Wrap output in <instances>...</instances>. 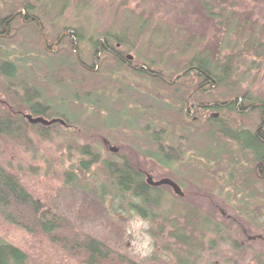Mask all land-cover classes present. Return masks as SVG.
Listing matches in <instances>:
<instances>
[{
  "label": "rangeland",
  "instance_id": "obj_1",
  "mask_svg": "<svg viewBox=\"0 0 264 264\" xmlns=\"http://www.w3.org/2000/svg\"><path fill=\"white\" fill-rule=\"evenodd\" d=\"M35 1L39 3V0ZM78 1L70 0L59 17H54V14L60 12L62 6L49 8L47 18H53L56 27H70L81 35L77 49H81L84 61L96 63L98 69L103 64V72L104 69L113 70L120 88L102 79V83L97 84L93 100L117 108V102L123 99L127 112L136 113L141 121H145L140 125L134 124L129 115L120 116L115 109V114H110L99 106L85 107L82 102L68 99L65 87L47 82L44 73L49 65L55 68L59 62L66 63L70 56L65 54L67 50L74 53L77 50L75 52L70 46L58 49L56 44L54 51L45 48L44 44L42 47L43 41L33 26L27 22L16 23L9 38H0V63L2 53L7 51V57L18 65L16 77L11 81L0 72V106L12 105L26 118V114H33L29 106L37 103L54 117H61L60 114L64 113L76 124L31 128L27 144L0 134V164L15 173L30 193L69 219L77 230L100 239L138 263L178 264L163 249L164 243L160 239L156 243L152 234L157 223L159 226L162 223L160 217L154 221L136 210L134 205L139 199L131 192L124 197L117 194L115 185L104 175L102 162H91L90 169L86 171L81 168V159L90 158L80 151V146L89 143L97 147L100 161L110 159L119 163L126 158L146 177L151 174L155 180L170 177L180 182L183 195L176 194L171 187L162 189L166 201L159 207V215L163 212L175 214L188 207L207 213L206 244L197 251V264H264V183L255 176L254 162L247 159L248 154L242 155L237 151L233 141L222 145L206 138L204 126L197 124L201 119L187 115L181 107L184 102L180 103V99L163 87L157 89L156 83L146 74L126 64L108 63L111 57L104 55L103 51L100 55V52L95 54L97 41L109 31L125 34L126 42L120 49L126 51V56L133 55V62L146 60L145 55L154 59L165 48L167 51L164 56H159V62L153 68L163 70L171 66L168 61H177L180 65L190 60L195 49L186 48L182 53H173L178 42L164 40L162 32L153 37L151 29L163 27L178 41L181 40L179 33L186 38L192 31L199 36L194 46L200 49L207 44H216V28L213 21L202 13L200 0H88L85 7ZM207 1L215 6L225 5L252 13L259 24L264 25V0ZM42 2L51 5L52 0ZM2 4L1 1L0 6ZM46 21V30L54 27L50 26L49 20ZM45 28H38L41 35ZM152 43L158 47L164 44L165 48L152 47ZM173 57L176 58L171 59ZM134 65L138 67L136 63ZM239 67L237 75L243 87L264 98V56H248ZM19 81L26 88L19 87ZM172 81L168 79L167 83ZM191 81H195L193 74L185 79L181 93L193 91L194 86L188 83ZM14 82L18 83L14 88L7 85ZM144 95L169 104L171 110L168 111V106L159 114V119L155 118L154 107L152 110L145 108L138 101ZM171 112L177 113L172 117ZM207 113H203L204 118ZM165 115L176 123L170 124L162 117ZM223 117L233 126L239 122L252 126L256 122L254 112L242 118L234 111H226ZM149 119L156 122V128H147L146 120ZM202 125L210 129L206 123ZM134 137L139 138L143 150L150 146L151 151L173 157L159 159L145 154L134 146ZM150 140L152 144L148 145ZM111 146H117L118 150L111 151ZM0 238L25 251L30 264H84L44 233H30L6 221L1 213Z\"/></svg>",
  "mask_w": 264,
  "mask_h": 264
},
{
  "label": "trees",
  "instance_id": "obj_2",
  "mask_svg": "<svg viewBox=\"0 0 264 264\" xmlns=\"http://www.w3.org/2000/svg\"><path fill=\"white\" fill-rule=\"evenodd\" d=\"M1 1L4 5L0 6V38H9L13 34L14 25L21 22L25 23L23 20L26 18V22L34 27V32L38 34L40 41H43L42 47L44 44L45 48H53L63 35V39L58 44V49L62 48V46H70L74 50L81 39V35L76 30L66 27L63 28L65 30L63 32V29L56 27L57 24L53 22V18H47L49 8L54 9L57 5L62 6L60 12L57 11L54 14V17H59L65 6L70 3V0H52L51 5L47 2L43 3V0H39V3L35 0H0V4ZM88 2V0H79L78 4L85 7ZM200 2L202 13L213 21L216 28V44H207L205 48L203 47L204 49H200L194 46L199 36L190 30L186 38H184L185 35L183 33H179L181 35L179 39L181 40L178 41L163 27L155 26L152 29L150 28L153 37L155 35L158 36L162 32L164 40L166 39L168 42L175 40L178 42L177 48L173 53H182L186 48L195 49V52L192 53V58L180 65L176 63L177 61H168V64H171L169 68H164L163 70L153 68L159 62V56H164L165 51H167L164 44L159 47L162 46L165 51H161L160 55H157L154 59L145 55L146 60H139L140 63L133 62V59H128L126 56V51L120 49L126 42L125 34L120 32H105L103 34L104 37L96 43L95 54L98 55L100 50H102L104 55L111 57L108 60L110 64L117 62L119 64H132V68L135 71L146 74L151 78L156 83L157 89H159V86L163 87L184 103L188 99L190 102L221 103L228 108H234L233 105L237 102L236 97L239 95H242L248 101H261L262 97L252 94L243 87L237 74L240 71L239 65L244 64L248 56L254 58H262L264 56V25H260L258 19L252 16V13L241 12L225 5L215 6L207 0H200ZM46 20H49L50 26L54 27L46 30L44 25L47 23ZM4 22L7 24L6 27H4ZM25 26L23 25V27ZM38 28L40 30L45 28V32L43 31L42 34L43 37ZM151 42H153V39H151ZM150 46L156 45L152 43ZM66 50L64 49V51ZM110 51L118 53L120 57L113 56ZM65 54L70 55L67 57L66 63L59 62V65L55 68L48 66L47 71L44 73L47 82L64 86L68 92L66 97L72 101L82 102L85 107L86 105L89 107L96 105L107 109L110 114H115V109L120 113V116L122 114L129 115L131 123H137L138 125L144 123L145 120L141 121V117L138 114L127 112V105L123 99L117 102V108L115 106L107 107V104H99L93 100V96L98 85L102 83V79L113 86H117V78L114 76L112 69L110 72L104 69L103 72V69H101L104 68L103 64L100 69L96 68V63L88 64L82 58L80 48L77 49V53L67 50ZM7 55V51L2 53L0 72L11 81L16 77L18 65L15 60L10 59ZM174 58L176 57L171 59ZM254 62L255 60L252 63ZM192 74L195 76V80L210 79L213 83L212 87H210L211 92L202 93L196 90L195 92L181 93L180 91L184 88V85L177 84V80L185 81ZM179 75L181 76L178 77ZM168 79L173 81L167 83ZM175 79L177 80L174 81ZM7 85L10 88L12 86L14 88L18 83L14 82L12 85ZM18 86L22 88L24 84L20 82ZM117 87L120 88V86ZM24 88L26 87L24 86ZM131 95L133 96V93ZM138 101L145 108L152 110L154 107L153 115L158 119L164 108L167 110L169 106L168 111L171 110L169 104L161 103L149 95L142 96ZM215 105L213 107L217 108ZM2 107L0 106V134L9 135L23 142V144L28 143L27 135L31 128L38 126L47 129L49 126L59 125V123L49 126L40 123L32 124L21 112H16L12 105L4 104ZM29 109L35 116L54 117L48 109L40 107L37 103L30 105ZM175 113L177 112H171V116L173 117ZM60 115L70 125L76 124V121L68 115L64 113ZM165 116L162 117L170 124L176 123L168 118L167 115ZM209 120L211 121V128L206 129L205 133L207 135L210 134L213 142L218 141L219 139L215 138L214 135L219 132L224 133L225 129L220 119L209 118ZM146 123L147 128H156L154 120H146ZM235 137L233 135V138ZM151 140L153 141V139ZM151 140L148 145L152 144ZM257 143V141H253L252 144L256 145ZM133 144L138 150L142 149L138 137L133 138ZM149 148L150 146H148V149L140 151L159 159H167L172 156L167 153L164 155L160 151H151ZM80 151L90 158V160L81 159V168L83 170H89L91 162H102L104 175L107 176L111 184L115 185L117 194H121L124 197L127 192H131L134 197L139 199V202L134 205L136 210L143 215L152 217L154 221L159 219V217L162 219L161 225L159 226V223H157V228L152 229L156 243H159L160 239L164 243L162 244L163 249L169 252L178 264H197L199 256L197 251L203 248L204 245L203 211L198 209L190 210L188 207L187 210L178 211L175 214L163 212V214L159 215V207L166 201L164 199L165 194L159 189V186L150 185L145 174L129 159L123 158L119 163H114L110 159L100 161L97 147L89 143L80 146ZM237 162L238 160H236ZM0 213L6 221L18 225L30 233H44L53 243L84 264H141L111 248L100 239L77 230L69 219L54 211L41 198L30 193L20 178L1 164ZM211 242L213 243V241ZM0 264H30V262L25 251L0 238Z\"/></svg>",
  "mask_w": 264,
  "mask_h": 264
},
{
  "label": "flooded vegetation",
  "instance_id": "obj_3",
  "mask_svg": "<svg viewBox=\"0 0 264 264\" xmlns=\"http://www.w3.org/2000/svg\"><path fill=\"white\" fill-rule=\"evenodd\" d=\"M23 21L26 22V18H24ZM3 24H5L4 27H6L7 24L5 22ZM110 53L113 56H116L118 58L120 57V55L116 52L110 51ZM126 65L133 67V65L129 63ZM188 83L194 86V89L191 92H195L196 90H199L202 93L211 92L210 87H212V84H213L210 79H205V78L201 80H195L193 82L191 81ZM177 84L185 85V82L181 80V81H177ZM236 98H237V102L233 105L234 108H228L225 104H221V103L220 104L218 103L210 104V103H206L205 101L203 103L202 102H190L188 101V99L186 100L184 105L181 107H183L182 108L183 111H185L187 115L191 116L192 119H196V120L201 119V121L197 123L198 126L200 125L199 123H202V124L206 123L208 126L207 128H211V121L209 120V118L220 119L221 120L220 122L222 123L225 129V132L216 133L214 137L218 138L219 140L215 142L222 144V145H225V144L227 145V142L233 141L236 144L237 151H239L242 155H244L245 153L250 155V156L247 155V159L250 158L252 159L251 162H254V170H253L254 174L260 181L264 183V98L263 99L261 98V101H253V100H250L249 98L248 99L250 101H248V100H245V98L242 95ZM180 103H181V100H180ZM213 105H215L217 108L213 107ZM226 111H234L235 113L240 115L242 118L250 116L254 112L256 115V122L252 126H249L245 122L244 123L239 122L236 126H233L227 119H225V117H223L224 112ZM206 112H209V113H207L208 116L204 118L205 115L203 113H206ZM202 124L201 126H204V128L202 127V129L206 130L205 125H202ZM198 132H201V131H198ZM203 135H205L206 138L208 137V139L211 140L210 134H208L209 135L208 136L204 132ZM233 135L236 137L233 138ZM253 141H257L258 143L256 145H253L252 144ZM173 180L176 181L179 184V186L182 188L180 182H178L175 179ZM164 187H169V188L171 187V189H173V187L168 184L160 185L159 189L162 191ZM203 214H204V220H203L202 227L205 230V236H204V242H205L206 231L209 226L208 225L209 218L207 217L208 215L206 212L203 211Z\"/></svg>",
  "mask_w": 264,
  "mask_h": 264
},
{
  "label": "water",
  "instance_id": "obj_4",
  "mask_svg": "<svg viewBox=\"0 0 264 264\" xmlns=\"http://www.w3.org/2000/svg\"><path fill=\"white\" fill-rule=\"evenodd\" d=\"M63 39V35L61 36V38L59 39V41L56 43V45L59 44V42ZM55 50V47L52 48V51ZM77 50V45L75 46L74 48V51L76 52ZM102 53V50H100V53L99 55ZM128 59H133V55H128L127 56ZM96 68L98 69V66L96 65ZM26 118L29 120L30 123L32 124H43L45 126H49V125H52V124H55V123H61L63 125H67V122L61 118V117H57V118H51V119H48L44 116H34L33 114H26ZM118 150V147L117 146H111V151H117ZM147 182L150 184V185H153V186H160V185H163V184H168V185H171L175 191V193L179 194V195H183V190L182 188L179 186V184L174 181L172 178H169V177H164L162 179H159V180H155L153 175L151 174H147ZM256 238V237H254Z\"/></svg>",
  "mask_w": 264,
  "mask_h": 264
}]
</instances>
